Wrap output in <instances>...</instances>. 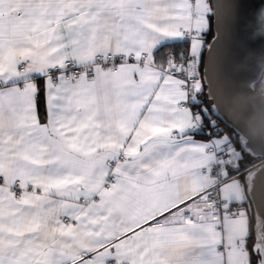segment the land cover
Here are the masks:
<instances>
[{"label": "snow or ice", "instance_id": "6c2138e0", "mask_svg": "<svg viewBox=\"0 0 264 264\" xmlns=\"http://www.w3.org/2000/svg\"><path fill=\"white\" fill-rule=\"evenodd\" d=\"M258 177L264 0H0V264H264Z\"/></svg>", "mask_w": 264, "mask_h": 264}, {"label": "water", "instance_id": "95a60500", "mask_svg": "<svg viewBox=\"0 0 264 264\" xmlns=\"http://www.w3.org/2000/svg\"><path fill=\"white\" fill-rule=\"evenodd\" d=\"M247 3L255 4L260 0H246ZM211 37L209 41H211ZM218 59L225 67H231L234 70H243V64H241L239 53L236 51L233 39L231 35H226L220 45L218 51ZM260 166V162L257 167ZM254 200L257 204L264 203V177H258L255 185Z\"/></svg>", "mask_w": 264, "mask_h": 264}, {"label": "trees", "instance_id": "16d2710c", "mask_svg": "<svg viewBox=\"0 0 264 264\" xmlns=\"http://www.w3.org/2000/svg\"><path fill=\"white\" fill-rule=\"evenodd\" d=\"M208 39H210V37H209ZM259 162H260V161H256V165H257Z\"/></svg>", "mask_w": 264, "mask_h": 264}]
</instances>
